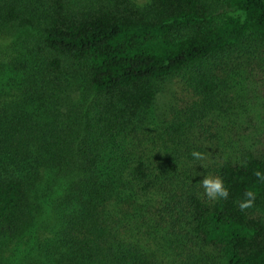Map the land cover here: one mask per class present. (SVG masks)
<instances>
[{
	"label": "trees",
	"instance_id": "trees-1",
	"mask_svg": "<svg viewBox=\"0 0 264 264\" xmlns=\"http://www.w3.org/2000/svg\"><path fill=\"white\" fill-rule=\"evenodd\" d=\"M0 42V264H264V0H0Z\"/></svg>",
	"mask_w": 264,
	"mask_h": 264
},
{
	"label": "clouds",
	"instance_id": "clouds-1",
	"mask_svg": "<svg viewBox=\"0 0 264 264\" xmlns=\"http://www.w3.org/2000/svg\"><path fill=\"white\" fill-rule=\"evenodd\" d=\"M191 156L197 160L203 159V154L198 151H193L191 153ZM254 175L257 177V179L260 182L264 183V172L257 170L254 172ZM200 184L204 189V194L210 200H216V199L226 200L229 196V191L224 186V182L220 177L205 176L200 181ZM244 197L245 199L239 202L238 204V207L241 211L253 207L256 194L253 190H246L244 192Z\"/></svg>",
	"mask_w": 264,
	"mask_h": 264
},
{
	"label": "rangeland",
	"instance_id": "rangeland-1",
	"mask_svg": "<svg viewBox=\"0 0 264 264\" xmlns=\"http://www.w3.org/2000/svg\"><path fill=\"white\" fill-rule=\"evenodd\" d=\"M1 43V42H0ZM178 93V88L171 84H165L160 93L158 94L156 104L154 106V114L155 115H162L165 112V109L167 105L170 102L175 101L176 95ZM76 92L74 88L68 90L67 94L64 96V101L61 103V107L63 110L75 99ZM179 97L183 98V94H179ZM53 194L49 197H47L48 202L49 199L53 198ZM57 197V196H56ZM56 197L54 200H56ZM42 213L45 215L43 219L48 217L50 215V208H48L46 205H42Z\"/></svg>",
	"mask_w": 264,
	"mask_h": 264
}]
</instances>
